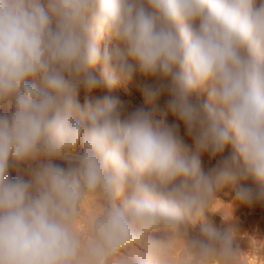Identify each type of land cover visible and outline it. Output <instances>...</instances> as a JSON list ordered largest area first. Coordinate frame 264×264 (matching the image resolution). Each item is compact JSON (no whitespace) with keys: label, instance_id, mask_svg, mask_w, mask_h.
Instances as JSON below:
<instances>
[{"label":"clouds","instance_id":"1","mask_svg":"<svg viewBox=\"0 0 264 264\" xmlns=\"http://www.w3.org/2000/svg\"><path fill=\"white\" fill-rule=\"evenodd\" d=\"M105 37L116 41L103 56L108 87L137 68L157 78L146 96L169 94L194 155L178 125L143 110L122 118L108 96L78 102L81 87L97 86ZM3 108L0 264H242L255 254L233 246L234 232L191 228L224 186L250 180L238 198L264 201V0H0ZM201 153L222 157L211 175ZM89 198L97 208L81 232Z\"/></svg>","mask_w":264,"mask_h":264},{"label":"rangeland","instance_id":"2","mask_svg":"<svg viewBox=\"0 0 264 264\" xmlns=\"http://www.w3.org/2000/svg\"><path fill=\"white\" fill-rule=\"evenodd\" d=\"M115 44L116 41L114 39H106V37L100 42L99 51L101 60L92 70V75L97 81V86L91 91L81 87L78 93V102L82 106L86 102L95 106L97 102L102 101L104 97L108 96L117 101L118 107L122 113V118H126L137 110H143L151 115L154 122L164 121L169 125L175 124L178 125V127L180 126V128H186L183 122L175 123L173 120L174 116L168 111L170 96L167 92L162 93L158 99L153 102L148 100L146 90L148 88L158 87L160 82L155 77L143 75L138 68L134 71L131 80H117L111 88L108 87L104 71L103 56L107 51L111 54L114 51ZM129 63L135 64V61L129 59ZM193 100L203 105L207 102V94L203 92L194 93ZM183 130H185L183 131L184 137L190 136L187 133V129ZM186 147L189 156L195 154V148L191 149V147L187 145ZM229 151L230 150L226 148L223 157L224 155L227 156V153L229 155ZM81 152L82 147L78 146L76 153L79 154ZM216 158L219 159L222 157L217 156ZM216 158L209 156L207 153H201L199 155V160L201 168L203 167L202 171H207V173L214 172L219 163ZM206 161H209V163L207 162L208 166L206 165ZM55 163L65 168L69 166L68 162L63 160H57ZM212 163H214L215 166L212 165ZM25 167L26 166H22V168ZM211 169L213 170L211 171ZM9 175L12 179H15L17 176L16 169L10 168ZM25 178H27L26 175ZM242 186L254 187L253 182L249 180L240 181L236 185H227L219 189L216 192L217 200L211 206L209 209L210 212L207 214V220L198 221L192 226L191 231L195 234H199L202 229L211 227L222 235L234 232V247H238L242 252H249L252 246L255 247V254L242 257V264H244V262H246V264H260V262L264 260V241L261 240V238H264V201H254L252 204H246L241 201L237 196V192ZM96 208L97 205L94 198H89L85 201L82 207V215L77 225L79 231H86L87 221ZM234 210L237 212H234ZM247 216L250 219L246 218ZM184 250L183 243L176 242L174 244V258L178 259L183 254ZM111 264H121L120 258H114Z\"/></svg>","mask_w":264,"mask_h":264},{"label":"bare ground","instance_id":"3","mask_svg":"<svg viewBox=\"0 0 264 264\" xmlns=\"http://www.w3.org/2000/svg\"><path fill=\"white\" fill-rule=\"evenodd\" d=\"M106 39H108V37H106ZM108 52V51H107ZM109 53V52H108ZM7 111H10V109H6V108H3V109H0V112H7ZM173 120L175 121V123H180V122H182V121H180V120H178L176 117H174L173 118ZM172 120V121H173ZM173 121V122H174ZM185 127V126H184ZM180 128V126L178 127V129ZM183 128V127H182ZM180 128L179 129V131H178V133H179V135H180V137L182 138V140H183V142H184V144L185 145H187V146H189V147H191V149L192 148H195V144H194V139H193V137L192 136H186V137H184L183 136V131H185V130H183V129H186V128ZM228 149L230 150L229 152H231V147H228ZM230 154V153H229ZM227 156H228V153H227ZM227 156H225L224 155V157H227ZM216 158V157H215ZM220 159L221 158H219V159H217L216 158V160L217 161H220ZM209 163V161H206V165ZM211 162V161H210ZM201 164V163H200ZM205 165V164H204ZM212 165H214V163H212ZM208 166V165H207ZM210 166V165H209ZM215 166V165H214ZM217 166V165H216ZM203 168V167H202ZM201 168V169H202ZM217 168V167H216ZM213 169H211V171H212ZM215 171V170H214ZM204 173L206 174V175H210L211 173H213V171L212 172H210V173H207V171H204ZM236 210H234V212H235ZM237 212V211H236ZM232 214V213H231ZM238 217H240V216H238ZM246 218H248V216L246 217ZM248 219H250V218H248ZM245 220V219H244ZM239 226V225H238ZM243 227V226H242ZM239 229H240V227H239Z\"/></svg>","mask_w":264,"mask_h":264}]
</instances>
